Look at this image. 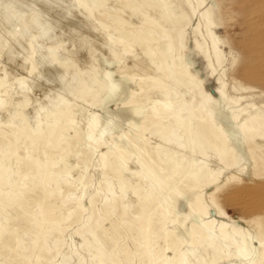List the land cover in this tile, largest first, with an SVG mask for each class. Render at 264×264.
I'll return each mask as SVG.
<instances>
[{
  "label": "rangeland",
  "instance_id": "1",
  "mask_svg": "<svg viewBox=\"0 0 264 264\" xmlns=\"http://www.w3.org/2000/svg\"><path fill=\"white\" fill-rule=\"evenodd\" d=\"M5 1L0 3V33L11 21L14 26L9 25V38L20 40L24 47L28 45L26 53H33L35 59L44 53L57 57L42 60L43 64L37 63L39 67L29 72L8 61V55H1L9 44L0 47V82H5L6 99L0 105V140L9 143L19 129L27 130L32 125L27 117L30 99L47 103L48 110L40 111V117L52 112L55 100L64 99L78 126V135L68 130L72 140L46 151L50 154L43 168V183L36 191L23 184L26 173L16 165L5 169L0 184V264H182L187 255L197 251L194 247L200 241L196 235L210 217L217 226L229 223L221 233L227 236L225 246H229L223 249L215 245V253L205 249L196 264H264V0H204L203 4L201 0ZM10 2H18L15 6L21 5L19 12L26 18L47 20L44 22L51 25L46 30L49 32L34 31L16 13L15 18H21L18 22L14 17L6 19L3 8ZM122 2L129 3L130 8L120 10L116 20L132 24L135 33L145 29L154 36L147 53L127 52L123 44H109L103 32L112 20L98 24L96 18H85L87 3L91 10L102 5L105 13ZM142 4L160 12L161 6H168V10L162 11L163 17L157 23ZM139 15L146 17V22ZM209 29L216 33L220 62ZM114 31L118 37L120 33ZM170 45L181 52L188 72L199 81L195 90L186 83L179 84L178 76L166 68L163 54L169 52ZM75 46L79 52H72ZM110 47L122 51L114 57ZM6 72L10 73L8 80ZM19 76L20 84L36 85L24 103L12 95ZM65 76L82 77L83 83L96 76L105 89L87 102L78 94L80 85L71 86ZM156 77L159 81L152 82ZM110 79L124 81V96L120 99L110 90ZM158 91L167 93L171 118L180 123L166 134L160 131L166 123L151 129L146 123V117L158 106L153 95ZM35 110H41L40 106ZM227 110L230 118L224 121ZM92 117L98 119L99 126L89 139L87 122ZM201 118L215 131L225 132L230 125L242 136L239 145L231 139L227 142V150L233 152L224 155V160L231 169L220 161L214 164L207 138L193 134L192 124L196 127ZM250 129L260 134L250 135ZM123 135H127L131 146L116 155L113 144H121ZM164 137H176L180 144L167 143ZM23 142L18 141L16 147ZM158 146L168 151L166 160L159 164L155 162ZM132 155L143 160L124 172ZM206 164L224 171L216 185L205 186L199 177H193ZM195 194H202L204 210L197 202L188 204ZM173 204L177 211L172 210ZM168 211V218L176 217L172 228L164 224L167 219L163 215ZM234 227L242 229L247 241L241 257L237 254L241 240L234 243L228 236ZM186 246L190 248L187 252Z\"/></svg>",
  "mask_w": 264,
  "mask_h": 264
},
{
  "label": "bare ground",
  "instance_id": "2",
  "mask_svg": "<svg viewBox=\"0 0 264 264\" xmlns=\"http://www.w3.org/2000/svg\"><path fill=\"white\" fill-rule=\"evenodd\" d=\"M4 1L5 0H0V3L2 4V3H4ZM77 1H81V0H77ZM139 1L142 3L141 0H139ZM188 2H190V0H188ZM16 3H18V2H16ZM16 3L13 4V2L12 3L10 2V3L5 5V8H3V9H5V12H6V14H5V18L6 19H9V21H10L11 18H13V17L15 18L14 13H16V14L21 15L20 16L21 18H25L26 22L31 24V26L30 25L29 26L31 28H33L34 31H36L38 29L39 32L41 31V33L42 32H45V33L49 32V31L46 32V30H48L51 27V25L49 23L47 24V23L44 22V21H47V20L40 19V18H37L38 20H35V18L32 17V16H29V17L26 18L25 17L26 15H22L19 12V10L21 9V5L19 7L17 5V7H18L17 8L15 6ZM203 3H204V0H201V4H203ZM20 4H21V2H20ZM87 4H88V6L84 5V12L87 13L85 18L87 20H93L94 18H96V22H98V24H101L99 22H102V20H105V19L112 20V22H110V24L107 27H105V31L103 32L104 36L107 38V40H109V42L111 41L114 44L118 43L119 45L123 44L124 45L123 51H127L128 52L130 50H138V52H141V54L148 52V45L150 44V41H152L153 38H154L152 32L149 31V30L141 29L140 32L145 30L144 34H141L140 32L135 33L133 31L132 24H125L124 25L121 22H119V20H116V18L119 17V13L121 12L120 10L125 9V8H130V4L129 3L122 2V4H120V6L116 5V6L112 7V9H110V10L108 9L107 11H105V13H102V11L104 10L102 8V5H96L95 6L96 10H91L92 7L89 6V3H87ZM142 6H143L144 10H146V13L149 12L152 15L155 16L154 20L157 21V23H160V20L163 17L162 13H164V12H162V11H167L168 10V6L167 7L161 6L160 7V9L162 10L161 12H160V10H157V9H155L153 7H148L146 4H142ZM76 7H78V6H76ZM20 17H17L15 19L13 18V19L16 22H18L21 19ZM139 18L141 19L142 22H146V20H147V18L145 17L146 18L145 19L143 15L142 16L139 15ZM259 18H257V19H259ZM263 20L264 19H262V21ZM262 21H260V22H262ZM43 23L45 24V27L43 26L44 25ZM212 23L213 22L210 19L209 20V26H211ZM10 24H11V26L13 25L11 23V21H10ZM9 25L6 26V28L3 31H1V33H0V47L3 46V45L9 44V46H8L9 49L8 50H3L1 52V55H8L10 57V60H8V61H12L13 65L16 64L18 67L23 68V70L31 72L32 70H34L37 67H39V65H37V63L38 64H39V62L42 63V60L46 61V60L49 59V61H50L51 59H54V58L57 57V55H53L50 58L49 55H44L45 53H44V49L42 47V50H43L44 54L41 55L40 59L39 58L35 59L32 56L33 53L32 54L26 53V50L28 49V45L25 46V47L23 45H21L19 38H18L19 41H17L16 39L12 40V39L9 38V32H10L9 28L11 27V26L9 27ZM259 25H262V23L259 24ZM114 30H116V31H118L120 33L118 37L114 36V33H115ZM256 32H258V31H256ZM11 33L13 34V32H11ZM22 34L23 33H21V35ZM215 34L216 33H214L212 29L208 30V36H209V38L212 41V48H213V50L215 52L216 57L218 58V61L220 62L221 53L218 50V40H217ZM39 36H40V34H39ZM51 36H53V35H51ZM49 38L51 39V37H49ZM259 38H261V37H259ZM23 42H24V39H23ZM44 42H42V43H44ZM111 42L109 44H111ZM38 46H40V45H38ZM43 46H45V45H43ZM76 48L77 47L75 46L73 48L72 52L73 51L75 52V50L78 51V48L77 49ZM39 49H41V48H39ZM108 50L111 52L112 56H114V57L117 56V52L118 51H122V49L118 50L117 48H114V47H110V48H108ZM31 51H32V49H31ZM263 51L264 50H262V52ZM72 52H70V53H72ZM38 53H40V51ZM163 56L167 59V64H166L167 67L166 68L169 71H171V74H175V75L178 76L176 81L179 84H183V83L185 84L186 83L192 90H195L198 87L199 81H197V79H195V77L192 76L188 72V70H187L188 68H186V66H185V64L183 62V57H182L180 51L174 50L173 46L170 45L169 46V52L163 54ZM147 67L149 69H151L152 68V64H147ZM259 68L260 69H258L256 67V69L261 70V67H259ZM93 70L96 71V67H94ZM249 70L250 69H248V71ZM69 73H71V72H69ZM259 73H261V71ZM250 74H251V72H250ZM256 75L259 77L258 73H256ZM262 75H263V72H262ZM107 76L109 78H111V74L110 73H107ZM66 77L68 79H70V81H71L70 85L71 86H75V85L79 86L80 85V90H79L78 94H79L80 97H84L87 102H89L90 99L96 97L100 93L101 90L105 89L103 84L98 80V78L96 76H92V77L86 79L84 81V83L81 80L82 77H79V76L77 77L76 76L74 78H70L68 76H65L64 79ZM159 78L156 77V78L152 79L153 80L152 82L159 81ZM8 79H10V73L6 72V80H8ZM19 80L20 81L17 83L18 88L12 91V95L17 97V98H19L20 101L24 103V102H26V99L29 97L31 92H33V89L36 87V85L33 88V86H31V87L29 86L30 84L27 85L26 82H25V84H20L21 80H22L20 76H19ZM110 81L112 82V84L110 86V90L112 88L113 95H115V97L117 99L119 97H123L124 93H123L122 87L124 86V84H123L124 81H117L116 82V81H113L111 79H110ZM257 81H258V79H257ZM67 82H69V81H67ZM4 85H5V82L4 83L0 82V105H3L4 104L3 102L6 101V99H4V96H5L4 95V93H5ZM140 90H141V88H140ZM220 92H221V89H220ZM47 94H49V93H47ZM153 95H154L155 98H157L156 99L157 101L154 102V104L157 103L158 106L155 108L154 112L151 115L146 117V123L149 126L148 129H151V127H154V126L155 127H160L162 125V123H166V127L161 126V129H160V131L162 133L166 134L168 132L169 128L176 127L177 124H180V123L178 121H176V120H173L174 118L173 119L171 118V114H170L171 104H169V97H168L167 93H165V92L164 93H162V92L160 93V91H158V92H155ZM43 96H45V94ZM193 97H195V95ZM113 98H114V96H113ZM33 99H34V97H33ZM41 99L42 98L40 97V100ZM208 99H209V97H205V100H208ZM34 100L36 101V99H34ZM35 101L32 102V100L30 99L31 110L28 111V116L27 117H28V121L30 123H32V125H30L29 129H27V130H24V128L19 129L17 131L16 135H15V139L14 140L12 139V141H10L9 143H2V141L0 140V184L4 180L5 169H7L8 167H13L14 165H16L18 170H23L24 173H26L25 179H23V184L30 186L31 187V191H36L38 188H40V185L43 183V179H42L43 168H45L47 166L46 160H48L49 154H50V153L49 154L46 153V151L48 152L51 149H55V148L59 147L63 142L72 140L73 138L70 137L67 134L68 130H73L75 135H78V126L76 125V121L73 118L72 113L68 109V103L64 99L59 98L58 100H55V105L52 106V108H53L52 112L50 114H47V115L43 116V117H40V111L44 112L45 110H48L46 108V104L47 103H44V100H43V102H39V103H38V101L37 102H35ZM38 106H40L41 110L36 111L35 109H37ZM204 106L205 105H203V107ZM203 107H200L198 109L199 110V114H200V112L202 113V108ZM222 111L224 112V110H222ZM229 114L230 113L227 110V113L225 114V116L222 117V120H224V121L229 120V118H230ZM153 121H154V123H153ZM198 122L199 123L197 124L196 127L194 126L195 124H192V126H193L192 132H193V134L197 133L196 136L197 135H201V136H204V137L207 138L208 145L213 150V154H212V159L213 160H212V162L214 164L216 162H218V161L223 162L225 164L226 168L231 169L230 163L228 161L224 160V155L232 154V152H233L232 150H229V149H228L229 151L227 150V148H226L227 147V142H228L229 139H231L237 145H239V144L242 143V136L230 125H227V128H228L227 131L223 132L222 130H220L218 132V131H215L213 128H209L208 126L204 125L203 122H205V121L203 120V118L199 119ZM98 126H99V121H98V119L96 117H92V118L89 119V121L87 122V127H88V129H87V137L89 139L93 138V136L95 134V131L98 129ZM250 131H251V132H249L250 135L260 134V133H257L255 130H251L250 129ZM176 132H177V130H176ZM102 135H103V133H102ZM262 135H264V134L262 133ZM196 136H195V139H196ZM21 139H24V142H23V144L21 145L20 148L19 147L17 148L16 144ZM121 140H122L121 144H113L114 151H115L114 154H116V155H122L123 153L127 152L128 148L131 146L130 141L127 139V135H123L121 137ZM163 140L165 142H167V143H173L174 145H179L180 144V141L176 142V137L173 138V139H170V137H164ZM197 141H198V138L195 141V145H197ZM258 148L259 147H253L254 150L258 149ZM156 150L158 152V157L156 158L155 162L158 163V164L160 162H164L166 160L167 156H168L167 155L168 151L166 149H164L162 146H158L156 148ZM101 158L103 159L104 167H106L107 164H105V162H106L105 155H102ZM141 160H143V159H139L136 155H132L131 160H129L127 162V165L123 168V171L125 172V171H127V169H132L133 167H135L136 164H140ZM58 161H60V158L55 161V164ZM61 161L64 162V159H61ZM200 161L202 162V160H200ZM155 162H153V163L155 164ZM110 167L114 168L113 165H111ZM175 167L177 168V165ZM200 167H201V165H200ZM213 167H214L213 165H207L206 164L205 167L198 169V171L193 174V177H196V178L199 177L200 184L204 183L205 186L216 185L218 183V181L220 180V176L223 174L224 171H223V169H220V168L219 169L218 168L215 169ZM87 183L88 182L86 181L85 184H87ZM215 195H216V192H214L211 196L214 198ZM201 201H202V194H195L194 197L192 198V200L188 204L194 205L197 202V204H201V209L204 210L205 207H204V205H203V203ZM258 206L261 209L260 205H258ZM171 207H172V210L177 211V208L175 207V204H173ZM216 208H217V210L219 212L222 211V209L218 205H217ZM192 209H193V207H192ZM252 211H255V210L253 209ZM168 213H170V211H168L165 215H163L167 219V220H165L166 222H164V224H167L168 226H170L172 228V226L174 227V224L176 223V217L168 218V216H167ZM206 214L209 215V213H206ZM195 220L196 219H194V221ZM215 223H217V222L210 217V220L207 223L205 222V223L201 224L202 231H201V233L199 232L196 235V237L199 239L200 243L194 247V248L197 249V251L193 252L190 255H187L185 258L183 257L184 261L182 262V264H194L195 262H197V260H198V258L200 256L199 253H203L205 251V249L209 253H215L216 252L215 249H217L218 246L223 247V246L227 245L226 244V240H225V238L227 236L225 237V235H221V233L225 232V230L227 228H229V223L227 224V223L222 222L221 224H218V226L215 225ZM169 231H171V230H169ZM0 234H1V232H0ZM86 235H88V234H86ZM91 236H94V233ZM228 236L230 237L229 239L232 242H234V243L241 240L240 242H242V243H240L237 246V254H238L239 257L243 256V254H244L243 251H244V248L247 246V241H245V239H244V233H243L242 229L234 227L232 232ZM252 239L253 238L251 237V240ZM215 245H218V246L215 247ZM228 246H225V247L228 248ZM223 249H224V247H223ZM185 250L187 252L188 250H190V248L188 246H186ZM161 257H162V255H161ZM159 258H157V260ZM155 263H156V261H155Z\"/></svg>",
  "mask_w": 264,
  "mask_h": 264
}]
</instances>
